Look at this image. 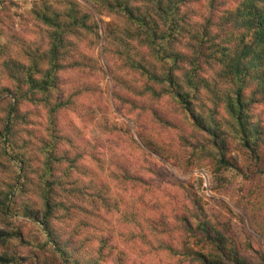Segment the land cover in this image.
I'll return each mask as SVG.
<instances>
[{
  "label": "rangeland",
  "instance_id": "1",
  "mask_svg": "<svg viewBox=\"0 0 264 264\" xmlns=\"http://www.w3.org/2000/svg\"><path fill=\"white\" fill-rule=\"evenodd\" d=\"M40 1L44 0H0L1 129L8 114L7 97L13 100L27 90L23 77L35 72L36 77L47 80L44 78L47 77L46 61L35 59L38 56L34 55L36 51L44 54L51 43L48 27L32 16L35 4ZM45 1L59 10H64L66 5L65 0ZM74 1L83 12L91 14L93 22L99 23L100 36L95 29V33L78 31L70 37V46H78L84 57L67 54L65 60L60 61L64 68L58 71V87L49 95L50 105L42 101L45 96L40 97V94L37 99L31 95L30 100L21 99L19 123L14 125V132L36 143L39 156L45 152L43 145L49 142L53 130H57L64 140L59 141L60 150H67L69 156L82 157L84 164L97 175L94 181L107 186L106 196L113 201V208L105 215L109 220L106 226L111 229L105 227L104 230L111 235V247L105 253L114 257H103L101 263L117 261L121 254L113 250L119 249L127 264H191L189 259L172 257L164 249V244L170 243L177 249L186 243L194 250L215 253L214 244L208 245L198 238L202 230L196 229L194 233L186 230V219H193L196 202L200 201L208 218L206 229L221 230L242 258L251 264H263V144L253 154L229 138L227 158L234 168L228 171H219V165L212 159L187 166L186 160L193 150L209 143L208 133L194 126L172 98L164 96L155 100L142 91L136 95L134 89L142 86L144 80L124 66L128 58L138 60L146 56L145 48L137 41L131 42L127 56L116 39L123 37L119 26H124V21L97 12L93 0ZM112 20L118 22L112 26L101 22ZM19 85L23 87L20 86V91ZM196 102L197 111L205 122L216 114L218 124L227 128L226 115L216 106L211 94L201 91ZM59 104H63V108L52 113L51 106ZM152 109L169 123L159 120ZM249 116L251 122L264 126V103L250 108ZM53 119L56 127L51 124ZM126 171L131 178H141L142 182L124 179ZM10 177L0 172V187L2 181L10 182ZM2 222L4 215L0 213V229H7ZM192 223L193 228H197L198 224ZM152 225L156 230L151 229ZM26 226L28 231L36 228L31 222ZM15 240L10 248L0 244V255L10 252L27 258L21 264L66 262L47 250L39 251L37 259L31 247L21 246ZM96 245V242L94 245L86 243L87 248ZM79 254V258L87 255L84 250Z\"/></svg>",
  "mask_w": 264,
  "mask_h": 264
},
{
  "label": "trees",
  "instance_id": "2",
  "mask_svg": "<svg viewBox=\"0 0 264 264\" xmlns=\"http://www.w3.org/2000/svg\"><path fill=\"white\" fill-rule=\"evenodd\" d=\"M93 1L97 12L124 21V26H119L123 37L116 39L127 56L131 42L135 41L148 53L138 60L128 58L124 66L144 80L142 86L134 89L135 94L142 91L155 100L172 98L194 126L208 133L209 143L193 150L186 160L187 166L212 159L219 165V171L234 168L227 158L229 138L253 154L261 143L264 146V126L251 122L249 116L250 108L264 103V0H237V4L227 0ZM47 2L36 3L32 10L33 18L49 29L48 50L34 54L38 56L35 59L46 61L47 80L39 79L35 72L28 73L23 77L28 86L25 93L15 96L16 102L6 96L10 103L0 128V172L11 177L10 182L2 181L0 187L2 223L8 226L0 229V244L10 248L16 239L21 246L31 247L37 259L39 251L47 250L65 259V264H102L103 257H114L105 253L111 247V235L104 232L109 224L105 215L113 208V201L106 196L107 186L94 181L97 175L82 157L69 156L67 150H60L59 141L64 140L57 130H53L49 142L43 145L45 152L39 156L36 143L14 132V125L19 123L21 99L30 100V95L37 99L40 94L45 96L42 101L50 105L49 95L58 87V71L64 68L60 61L67 54L84 57L78 46H70V37L78 31L95 33V29L100 36L99 23L93 22L91 14L83 12L74 0H65L64 10ZM226 3L230 5L225 6ZM101 22L112 26L118 20ZM221 84L225 87H220ZM20 86L19 91L23 88ZM203 90L224 111L227 128L218 124L216 114L205 119L206 124L198 113L196 100ZM130 101L137 104L135 99ZM60 108L63 104L52 105L50 109L57 113ZM152 113L169 123L155 109ZM55 122L51 121L54 127ZM125 175L123 178L129 182H142L141 178H131L128 171ZM85 176L89 179H84ZM192 218L186 219V230L193 233L202 230L198 238L208 245L214 244L216 252L206 254L186 243L179 249L171 243L164 244L172 257L189 259L191 264H251L240 256L224 232L206 229L208 218L200 201L196 202ZM190 219L198 224L197 228H193ZM29 222L35 230H26ZM151 229L156 230L153 225ZM95 242L96 246L87 248L86 243ZM82 250L87 255L79 258ZM113 251L124 255L119 249ZM121 255L113 264H127ZM261 259L264 260V255ZM25 260L10 252L0 255V264H21Z\"/></svg>",
  "mask_w": 264,
  "mask_h": 264
}]
</instances>
